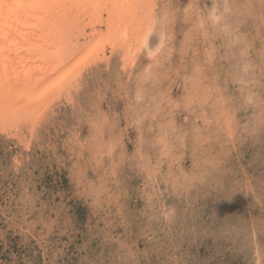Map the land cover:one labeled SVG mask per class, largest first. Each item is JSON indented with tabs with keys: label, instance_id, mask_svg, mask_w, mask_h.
<instances>
[{
	"label": "rangeland",
	"instance_id": "rangeland-1",
	"mask_svg": "<svg viewBox=\"0 0 264 264\" xmlns=\"http://www.w3.org/2000/svg\"><path fill=\"white\" fill-rule=\"evenodd\" d=\"M227 1L224 23L239 30L242 44L230 47L224 23L209 19L224 0H157L166 27L157 57L144 49L126 64L108 46L46 111L37 132L0 129V264H264V0ZM150 65L160 84L149 98L183 96L182 78L201 70L212 101L198 119L153 112L141 129L130 126L147 110L134 97ZM249 92L254 103L246 105ZM162 118L184 134L150 185L128 157ZM142 155L154 163L158 153L146 144ZM177 178L184 184L178 191L170 186ZM97 190L101 204L94 206ZM146 191L163 193L152 210ZM160 200L175 209L170 221Z\"/></svg>",
	"mask_w": 264,
	"mask_h": 264
},
{
	"label": "bare ground",
	"instance_id": "bare-ground-1",
	"mask_svg": "<svg viewBox=\"0 0 264 264\" xmlns=\"http://www.w3.org/2000/svg\"><path fill=\"white\" fill-rule=\"evenodd\" d=\"M157 4V0H0V129L26 126L28 133L37 132L46 111L69 91L85 66L106 56L108 46L111 54L120 50L126 64L144 49L153 55L162 48L166 27L158 21ZM157 24L158 43L151 46Z\"/></svg>",
	"mask_w": 264,
	"mask_h": 264
},
{
	"label": "clouds",
	"instance_id": "clouds-1",
	"mask_svg": "<svg viewBox=\"0 0 264 264\" xmlns=\"http://www.w3.org/2000/svg\"><path fill=\"white\" fill-rule=\"evenodd\" d=\"M229 13L230 8L228 6V2L227 0H224L222 10L214 8L209 14V19L215 26L217 24L224 23ZM223 32L230 38V47L238 46L243 43L244 37L239 33L237 28H233L232 26L224 23ZM160 52L161 49L157 48L153 55L155 56L160 54ZM240 55L244 56L245 51L241 50ZM141 81V86L135 93V105L139 106L144 104L147 110H138L134 119L130 121V126L135 127L138 130L144 126L145 122L150 118V114L153 112L156 116H160L168 111L183 112L187 113L188 116L198 119V110L203 109L205 105H209L210 101H212L210 93L202 87V73L199 68H195L192 72L182 78L185 93L179 98L170 97L165 92H161L159 95L151 96L149 98L151 89L156 88L160 84V74L158 72H154L151 65L145 69L142 74ZM244 103L246 105L254 103L253 93L249 92L244 97ZM192 131L194 135L199 133V129L196 127H194ZM183 134V129L177 125L174 119L162 118L159 124V131L151 139H145L143 135L138 136L137 147L135 151L129 155L128 159L136 162V167L139 172L146 176L150 185H154L156 183L154 179L155 175L159 172L163 164L171 157L174 142L179 141ZM146 144L158 153L154 163L151 157L142 155ZM118 145L119 140H114L111 151L105 153L109 159L112 158L115 148ZM187 179L188 177L185 175L183 180L186 181ZM170 186L174 190L178 191L184 186V184L180 178H177L175 182L170 184ZM101 191L102 190H97L92 193L94 206H99L101 204ZM162 195L163 193L161 192L153 193L146 191L144 193V200L147 209L152 210L154 208L155 201ZM159 203L161 215L166 221H170L175 215V209L166 207L163 200H160Z\"/></svg>",
	"mask_w": 264,
	"mask_h": 264
}]
</instances>
